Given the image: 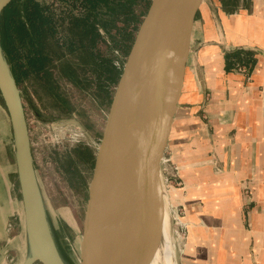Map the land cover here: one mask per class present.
<instances>
[{
	"label": "crops",
	"instance_id": "obj_1",
	"mask_svg": "<svg viewBox=\"0 0 264 264\" xmlns=\"http://www.w3.org/2000/svg\"><path fill=\"white\" fill-rule=\"evenodd\" d=\"M166 154L188 216L187 264H264V0H202ZM19 240L26 253L10 130L0 139V260Z\"/></svg>",
	"mask_w": 264,
	"mask_h": 264
},
{
	"label": "water",
	"instance_id": "obj_2",
	"mask_svg": "<svg viewBox=\"0 0 264 264\" xmlns=\"http://www.w3.org/2000/svg\"><path fill=\"white\" fill-rule=\"evenodd\" d=\"M11 1L0 0V14ZM201 2L145 0L96 149L79 264H142L150 250L160 219L168 135ZM0 98L22 207L26 253L21 264H66L47 219L21 92L1 45Z\"/></svg>",
	"mask_w": 264,
	"mask_h": 264
},
{
	"label": "rangeland",
	"instance_id": "obj_3",
	"mask_svg": "<svg viewBox=\"0 0 264 264\" xmlns=\"http://www.w3.org/2000/svg\"><path fill=\"white\" fill-rule=\"evenodd\" d=\"M33 1L48 6L56 17H64L57 23L55 39L58 44L71 38L67 30V18L83 12L81 7L77 9L80 0ZM235 1L224 0L227 6ZM132 8L135 13V28L131 31L130 41H121L116 29L108 31L107 34L99 21L105 17L100 15L96 18L100 35L96 45L86 50L66 52V58L75 70V74L69 76L75 82L62 76L59 66L50 64L48 73L30 75L18 86L47 219L59 253L66 264H79V243L87 188L109 107L108 101H111L116 86L107 81L105 63L111 61L116 69V62L124 63L145 10L144 0ZM116 24L121 26L120 22ZM46 39V45L43 46L45 52L49 47H54L52 41ZM9 132L8 117L0 98V139L4 133ZM79 132L83 133L84 139L77 143L74 136ZM162 186V191L167 194L165 205L172 229L175 261L177 264H187L189 261L184 259L188 248H192L188 242L189 222L181 200V186L168 183V186H172L168 187L164 182ZM13 222L14 220L8 225L10 232L13 230ZM11 233L19 239V230L15 228ZM24 256L25 247L19 240L15 251H10L8 260H2L0 264H21Z\"/></svg>",
	"mask_w": 264,
	"mask_h": 264
},
{
	"label": "trees",
	"instance_id": "obj_4",
	"mask_svg": "<svg viewBox=\"0 0 264 264\" xmlns=\"http://www.w3.org/2000/svg\"><path fill=\"white\" fill-rule=\"evenodd\" d=\"M142 1L80 0L77 9L81 7L83 12L68 16L67 30L71 38L62 44H58L55 33L58 20H63V16L56 17L48 6H42L33 0L10 2L0 16V45L17 86L30 75L48 73L51 65L59 66L62 76L74 81L69 74H75V70L67 60L66 52L86 50L96 45L100 36L96 18L100 15L105 17L98 20L107 34L116 29L121 41H130L131 31L135 28L132 7ZM118 22L121 26H117ZM46 38L52 41L54 47H49L45 52L43 46L46 45ZM105 71L107 81L115 86L121 69H116L110 61L105 63ZM108 103L110 104V100Z\"/></svg>",
	"mask_w": 264,
	"mask_h": 264
},
{
	"label": "bare ground",
	"instance_id": "obj_5",
	"mask_svg": "<svg viewBox=\"0 0 264 264\" xmlns=\"http://www.w3.org/2000/svg\"><path fill=\"white\" fill-rule=\"evenodd\" d=\"M166 196V192L162 191L158 227L150 250L142 264H177L172 243L170 218L165 205Z\"/></svg>",
	"mask_w": 264,
	"mask_h": 264
},
{
	"label": "built area",
	"instance_id": "obj_6",
	"mask_svg": "<svg viewBox=\"0 0 264 264\" xmlns=\"http://www.w3.org/2000/svg\"><path fill=\"white\" fill-rule=\"evenodd\" d=\"M123 64H124L123 62H121L119 64H117V62L115 63V65H117L118 69H122ZM83 139H84L83 133L79 132V133L75 134V136H74V140L77 143H80ZM170 165H173L171 163V157H170V155L165 154L164 160H163V170H162V172H163V182L167 186H168V183H174V184L180 185V183L177 181V179H175L176 176H177V168H175V166H172L173 167L172 168V172H173L172 173V177H173V179L168 178V176L165 174V172H167V167L169 168ZM168 187H172V186H168Z\"/></svg>",
	"mask_w": 264,
	"mask_h": 264
},
{
	"label": "flooded vegetation",
	"instance_id": "obj_7",
	"mask_svg": "<svg viewBox=\"0 0 264 264\" xmlns=\"http://www.w3.org/2000/svg\"><path fill=\"white\" fill-rule=\"evenodd\" d=\"M12 1H14V0H12ZM12 1H11V2H12ZM6 7H8V4L6 5ZM6 7H4V9H5ZM4 9L2 10L1 14L3 13ZM1 14H0V16H1ZM1 261H2V260H0V262H1Z\"/></svg>",
	"mask_w": 264,
	"mask_h": 264
}]
</instances>
